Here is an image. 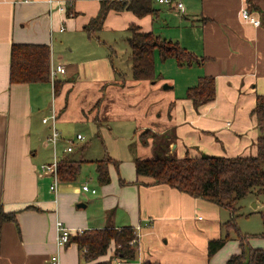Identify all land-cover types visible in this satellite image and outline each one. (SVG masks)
<instances>
[{
  "label": "crops",
  "instance_id": "1",
  "mask_svg": "<svg viewBox=\"0 0 264 264\" xmlns=\"http://www.w3.org/2000/svg\"><path fill=\"white\" fill-rule=\"evenodd\" d=\"M52 1L70 3V12L58 13L49 0H0V213L15 214L14 222H0V264H52L55 254L58 264H92L84 262L73 240L57 253V220L73 232L135 231L134 261L114 258L111 244L94 262L225 264L240 253L232 230L210 258L207 244L223 237L229 212L152 179L137 178L134 160L152 159L162 140L168 142L165 153L177 158L256 155L259 130L253 110L257 96H264V0H184L181 10L166 6L165 14L177 12L173 17L181 18L173 34L155 29L159 11L138 18L111 10L100 30L87 31L101 2L110 0ZM241 9L258 19L259 26L244 21ZM131 26L177 43L199 63L180 66L156 54L155 79L134 80L131 63L127 65ZM124 35L123 49L129 52L125 63L120 54L117 58L114 43L115 36ZM18 44L47 46L53 79L10 84V52ZM203 77L214 79L215 98L194 107L186 92ZM132 96L136 102L127 100ZM127 103H137L134 110L139 109L136 119L121 126V136L130 143L129 170L107 155L76 159L73 145L66 151L73 143L66 136L67 125L94 120L98 128L109 130L108 111ZM147 130L156 136L143 144L140 136ZM77 135L74 140L83 141ZM81 149L88 152L87 146ZM105 158L113 164L108 166L109 182L101 184L95 162ZM54 159L81 162L76 180L60 182L56 193L50 190L51 176L41 170ZM84 167L91 171L87 181L80 177ZM85 185L95 193L83 191Z\"/></svg>",
  "mask_w": 264,
  "mask_h": 264
},
{
  "label": "trees",
  "instance_id": "2",
  "mask_svg": "<svg viewBox=\"0 0 264 264\" xmlns=\"http://www.w3.org/2000/svg\"><path fill=\"white\" fill-rule=\"evenodd\" d=\"M128 11L136 17L156 15L154 0H110L102 1L95 19L86 27L87 31L100 30L109 11ZM70 12L68 9L67 13ZM127 40L130 49V63L134 80H154V57L161 61L174 59L180 66H191L199 60L191 53L151 32H142L138 27L128 29ZM49 49L43 45H12L10 52V84L40 83L50 80ZM56 83L54 90L56 92ZM186 98L194 107H199L215 98V85L212 77H203L195 87L189 88ZM253 114L257 118L259 137L256 142L257 153L250 157L226 158L202 154L191 158H177L167 155L168 142L157 141L159 153L152 159H135L134 167L137 178L152 179L156 184H164L192 197L201 198L226 209L230 219L225 225L226 235L212 239L207 244L208 257H212L229 240V231H234L239 242L240 253L231 255L225 264H264V250L248 246L244 237L238 234L234 223V203L249 194L264 197V96H257ZM155 137L148 130L141 134V142ZM113 164L109 158L96 161L97 181L109 182L108 166ZM81 162L61 160L57 162V175L61 183L74 182L79 174ZM263 223L264 211L260 213ZM1 221H15V214L0 213ZM77 244L85 263L113 264L112 260L94 262L107 254L111 244L114 245V258L121 262H132L138 253L137 236L131 227L121 229L104 228L83 231L81 235L70 239ZM134 241L133 245L130 243ZM94 262V263H93ZM151 264V263H144Z\"/></svg>",
  "mask_w": 264,
  "mask_h": 264
},
{
  "label": "rangeland",
  "instance_id": "3",
  "mask_svg": "<svg viewBox=\"0 0 264 264\" xmlns=\"http://www.w3.org/2000/svg\"><path fill=\"white\" fill-rule=\"evenodd\" d=\"M184 2V0H182ZM154 7L158 9L159 13V21L155 22V29H164L163 32H167L168 34H173V28L176 29L178 27V20L181 18H174L173 14L177 12H170V15L165 14L168 11L167 7L157 2H154ZM178 14V13H177ZM168 26L170 28H168ZM156 32V31H155ZM108 35H111L108 32ZM114 43L116 44L117 50V58L118 55L122 59L123 63L129 61V52L128 49L124 50L123 43H126V36H115ZM130 64L127 63L128 66ZM127 100L133 102L137 101L136 96L128 97ZM127 103V105L118 106L117 108H112L108 111V118L110 127L109 130H106L105 127H97L96 121H92V123H80L75 125H67L66 136L67 138H73V147H75V157L74 158H102L104 156L113 157L119 164L123 163L125 170H129V163L131 155L128 150L129 139L125 136H121V126L126 125L125 122L131 123L137 118L139 109L134 110L137 107L136 104ZM139 120V119H138ZM79 134L83 137V141H76L75 136ZM81 146H87L88 152H83L80 150ZM72 157V156H71ZM74 159V160H76ZM120 170V165L118 166ZM91 171L87 168H82L80 177L86 178L91 176ZM87 181V180H86ZM256 203V207L254 206ZM234 223L235 227L238 229V234L245 238L247 245L252 248H259L264 250V236H263V223L260 213L264 211V197L257 196L254 194H249L248 196L237 200L234 203ZM225 232V233H224ZM229 234V233H228ZM226 235V231L223 230V235ZM230 235L234 237L237 234L232 231Z\"/></svg>",
  "mask_w": 264,
  "mask_h": 264
},
{
  "label": "built area",
  "instance_id": "4",
  "mask_svg": "<svg viewBox=\"0 0 264 264\" xmlns=\"http://www.w3.org/2000/svg\"><path fill=\"white\" fill-rule=\"evenodd\" d=\"M154 2H157L158 4L164 5V6H172L177 10H181L183 8V4L181 0H154ZM49 4L55 6V10L60 14H66L68 9L70 8L71 4L68 2L63 1H52L49 0ZM239 16L246 22L254 25L259 26L260 21L256 19L255 17L251 16V14L248 12L247 9H241L239 12ZM60 31H63L61 28ZM59 72H64L62 68L59 69ZM51 79L54 77V71H51ZM57 137V134L54 132L51 137V141L54 143L55 139ZM77 140H83V137L80 135H77ZM72 142L69 143V146L66 148V151L70 152L72 150ZM41 170L44 173H47L51 176V184H50V190L53 192H57L58 186L60 185V180L57 175V161L54 159L52 163L48 165H42ZM83 191L91 192L92 194L95 193V190H90L86 185L82 187ZM55 230H56V250L57 253L63 248H65L69 243L70 239L74 236L81 235L83 231H76L73 232L69 228H67L61 221L57 220L55 223ZM134 241L130 243V245H133ZM51 263L52 264H58V255L55 254L53 257H51Z\"/></svg>",
  "mask_w": 264,
  "mask_h": 264
},
{
  "label": "water",
  "instance_id": "5",
  "mask_svg": "<svg viewBox=\"0 0 264 264\" xmlns=\"http://www.w3.org/2000/svg\"><path fill=\"white\" fill-rule=\"evenodd\" d=\"M164 88H167V85H164Z\"/></svg>",
  "mask_w": 264,
  "mask_h": 264
}]
</instances>
